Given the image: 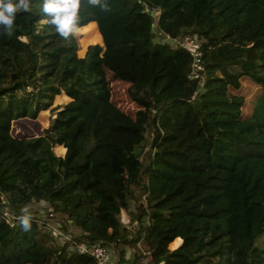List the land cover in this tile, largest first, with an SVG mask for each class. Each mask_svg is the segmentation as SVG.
<instances>
[{"label": "trees", "instance_id": "trees-1", "mask_svg": "<svg viewBox=\"0 0 264 264\" xmlns=\"http://www.w3.org/2000/svg\"><path fill=\"white\" fill-rule=\"evenodd\" d=\"M43 2L18 10L11 34L0 26V264H97L33 220L24 208L38 201L77 239L124 241L134 258L140 245L154 264H264V240L255 243L264 232V0H80L76 28L93 22L103 41L83 57ZM165 34L202 40L201 87L188 77L189 53L160 42ZM103 57L106 72L131 83L135 118L108 101ZM241 78L262 90L248 118L244 97L228 94ZM47 109L54 135L11 134L21 118L43 128ZM137 193L146 205L127 240L121 214ZM6 206L19 216L13 226Z\"/></svg>", "mask_w": 264, "mask_h": 264}, {"label": "rangeland", "instance_id": "rangeland-1", "mask_svg": "<svg viewBox=\"0 0 264 264\" xmlns=\"http://www.w3.org/2000/svg\"><path fill=\"white\" fill-rule=\"evenodd\" d=\"M157 15V12L154 14ZM76 41H77V55L79 57L85 56L88 47L90 44L98 43L102 45L101 43V37L98 33L96 24L91 22L85 26L76 28L73 32ZM102 54V52H101ZM102 66H103V81L105 83L106 89H107V99L111 103H113L116 107L124 111L125 113L131 115L133 118H135V112L140 108V106L135 102L132 101L131 98L128 96L127 88L131 85L130 82H126L123 80H120L114 73H112L110 70L105 71V67L108 68V65L104 59L102 58ZM116 77L119 79H116ZM250 79L249 77H246ZM106 79L108 81H106ZM251 80V79H250ZM241 86L239 89H228V94H241L245 99V104L247 105V108L245 110V113L249 114V110L252 109V107L255 105L259 95L261 94V88L252 87V91H248L247 87H245V81L241 78ZM260 87V86H259ZM59 96L56 97L53 101V105H56L59 102ZM250 108V109H249ZM243 110V109H242ZM49 110L47 109L45 112V119H46V125L41 128L37 129L35 123L33 122L34 119H31L32 121L30 124H27L28 118H21L15 121H12L11 123V134L15 137H28V136H35V135H42V134H50L54 135L55 132L52 129L50 122H49V116H48ZM244 112V110H243ZM39 116V113L37 117ZM36 117V118H37ZM35 118V119H36ZM29 130L28 132L24 130ZM152 130L151 125H149V132ZM54 150L58 154H63L64 150L58 148L57 145L54 146ZM138 150V149H137ZM141 150V159H145L147 152L149 150V144L148 142L145 143L138 151ZM146 204V201L143 197H140L138 193L135 195V198L130 200L129 207L127 210H123L121 214V221L122 226L124 228L123 232L126 234L127 240L132 239L135 236L136 231L139 229V224L137 221L134 220L136 217V214L138 213L137 204ZM47 204L44 201L39 202H31L26 206V209L30 212L34 213L35 215H42L44 212H46ZM60 215V214H59ZM128 224L129 227H125V225ZM72 225V224H71ZM75 234H79L78 230L73 226ZM264 240V232L257 237L255 243L259 245L261 241ZM169 247V246H168ZM72 248V247H70ZM115 250L118 254V257H122L121 260L123 262H127V264H136L138 257L133 256L135 247L130 245L129 243H124V241H120L115 245ZM169 249H172V247H169Z\"/></svg>", "mask_w": 264, "mask_h": 264}, {"label": "built area", "instance_id": "built-area-1", "mask_svg": "<svg viewBox=\"0 0 264 264\" xmlns=\"http://www.w3.org/2000/svg\"><path fill=\"white\" fill-rule=\"evenodd\" d=\"M156 12L158 15V10L154 9L152 11L153 14ZM158 40L160 42L167 41L171 45V48L179 47L189 53L191 56V62L188 77L190 79H196L199 85L198 88L201 87L204 82L202 40L190 34H182L177 37H170L168 34H165ZM2 202L7 204L4 197H2ZM24 209L29 211L26 207ZM30 213L34 215L33 220L49 234L50 238L55 243L59 245L67 243L70 250L77 252L78 254H84L92 257L97 264H127V262H123V260H121L122 257H118V254L115 253L117 252L115 250V245L117 244L116 242L105 243L97 241L90 243L77 239L73 225H71L72 223L70 221H63L61 215L52 212L48 209V207H46V212L42 215H35L32 212ZM1 216L9 226H13L19 218V216H17L16 213L7 206L3 209ZM125 227H129V225L126 224ZM139 250V257L136 264H154L152 254L149 250L143 249L140 245Z\"/></svg>", "mask_w": 264, "mask_h": 264}, {"label": "clouds", "instance_id": "clouds-1", "mask_svg": "<svg viewBox=\"0 0 264 264\" xmlns=\"http://www.w3.org/2000/svg\"><path fill=\"white\" fill-rule=\"evenodd\" d=\"M89 3L97 4L99 0H89ZM80 0H44L43 12L51 17L50 23L56 26V31L64 38L76 29V14ZM18 10L29 11V0H0V26L11 34L15 15ZM25 228L30 227L27 217L22 218Z\"/></svg>", "mask_w": 264, "mask_h": 264}, {"label": "crops", "instance_id": "crops-1", "mask_svg": "<svg viewBox=\"0 0 264 264\" xmlns=\"http://www.w3.org/2000/svg\"><path fill=\"white\" fill-rule=\"evenodd\" d=\"M244 106H245V105H244ZM249 109H250V108H249ZM253 109H254V106L252 107L251 110H249V114L243 112V110H242V111H241V117H242V118H248V117H250V116L252 115ZM180 242H181V239H180Z\"/></svg>", "mask_w": 264, "mask_h": 264}, {"label": "water", "instance_id": "water-1", "mask_svg": "<svg viewBox=\"0 0 264 264\" xmlns=\"http://www.w3.org/2000/svg\"><path fill=\"white\" fill-rule=\"evenodd\" d=\"M91 45V44H90ZM102 45H103V41H102Z\"/></svg>", "mask_w": 264, "mask_h": 264}]
</instances>
